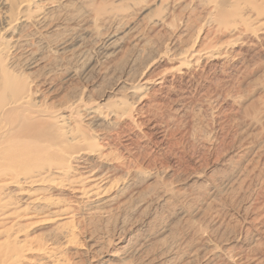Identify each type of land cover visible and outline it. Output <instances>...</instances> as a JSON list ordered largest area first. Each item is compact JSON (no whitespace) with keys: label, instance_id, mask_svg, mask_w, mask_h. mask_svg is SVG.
<instances>
[{"label":"bare ground","instance_id":"1","mask_svg":"<svg viewBox=\"0 0 264 264\" xmlns=\"http://www.w3.org/2000/svg\"><path fill=\"white\" fill-rule=\"evenodd\" d=\"M142 1L0 0V264H105L98 257L112 238L96 240L89 233L87 239L80 240V234L91 220L121 216V197L157 162L156 150L145 146L148 143L143 144L140 134L151 138L153 132L149 131L155 128L148 111L151 107H169L166 100L152 99L158 88H166L168 74L122 82L125 92L102 103L90 96L87 87H80L81 51L78 44L72 50L69 45L80 36L82 27L90 31V26H108L105 32L111 34L110 28L129 21L132 8ZM153 1L165 4L169 17L174 12L169 8L173 2ZM174 2L194 10L204 6L216 29L213 37L198 32L192 43L182 39L183 44H191L177 53L179 62L169 71L173 77L203 75L208 65L230 61L237 47L249 43L264 50V0ZM159 22L165 25L167 20L162 17ZM189 26L184 27L187 30ZM227 34L231 38L222 40ZM169 40L175 48L180 36ZM141 41L137 38L135 45ZM57 71H71L69 85L55 84ZM252 120L244 123L248 139L239 144L244 147L241 154L229 160L231 175L226 183L239 187L248 183L250 187L257 181L262 190L264 168L256 170L264 165V145L256 146V140L264 141V124ZM252 153L255 158L243 167L242 159ZM256 197V204L250 201V207L239 210L243 224L232 237V249L214 245L211 236L199 233L208 251L204 252L206 264L261 262L258 253L251 256L249 252L264 246V196L261 192ZM32 225H51L49 235L44 240L21 239L26 227ZM120 254L122 251H112L110 263L119 264L124 259Z\"/></svg>","mask_w":264,"mask_h":264},{"label":"rangeland","instance_id":"2","mask_svg":"<svg viewBox=\"0 0 264 264\" xmlns=\"http://www.w3.org/2000/svg\"><path fill=\"white\" fill-rule=\"evenodd\" d=\"M169 1L173 2L169 8L174 10L170 17L165 4L144 0L132 8L133 16L129 21L110 28L111 34L105 32L108 26H90V31L82 27L81 37L77 35L69 45L70 50L79 46L82 53L78 69L80 87H87L90 96L102 103L112 102L125 92L121 88L122 82L138 80L142 75L155 78L168 74L169 81L166 88H158L152 99L166 100L172 108L151 107L148 111H151L155 128L147 131L153 135L149 138L140 134L143 144L148 143L145 146L156 150L157 162L121 197V216L91 220L87 222L86 231L80 234V240L87 239L90 234L96 240L112 238L110 246L106 240L107 247L98 257L100 263L109 264L113 259L112 251L118 250L123 253L119 258L124 257L122 261L119 259V264H206L207 249L199 233L206 232L214 245L232 249L235 247L232 237L243 224L239 210L250 207V201L252 205L256 204L254 199L258 193L262 192L264 196V187L261 190L257 181L250 187L248 183L243 187L226 183L231 175L229 160L236 158L237 153L241 154L244 147H239L248 139V132L243 131L246 130L244 123L253 119L258 125L264 124V50L249 43L237 47L230 61L208 65L203 75L173 77L169 71L178 64L181 49L186 48L189 41L192 43L198 32L214 33L216 23L211 22L204 6L194 10L184 3ZM242 12L246 15L245 9ZM162 17L167 20L165 25L159 22ZM186 24L190 25L187 30ZM173 36H180L175 48L169 40ZM137 38L142 40L141 45H135ZM230 38L227 34L222 40ZM182 39L189 41L183 44ZM113 40H118L115 45L111 44ZM144 48L146 53H143ZM69 72L54 73L57 76L55 84L69 85ZM256 142V146L264 145L262 140ZM254 158V153L248 155L242 159V166ZM263 168L260 164L256 172ZM261 213L264 228V207ZM50 228L51 225L28 226L21 239L44 240ZM252 241L249 246L253 247ZM249 252L251 256L258 253L256 256H261L259 264H264V246Z\"/></svg>","mask_w":264,"mask_h":264}]
</instances>
